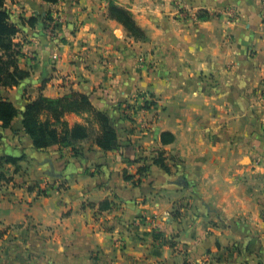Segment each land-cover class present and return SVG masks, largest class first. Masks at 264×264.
<instances>
[{"label":"crops","instance_id":"obj_1","mask_svg":"<svg viewBox=\"0 0 264 264\" xmlns=\"http://www.w3.org/2000/svg\"><path fill=\"white\" fill-rule=\"evenodd\" d=\"M117 4L146 41L106 0L5 2L29 76L0 96L23 111L86 95L120 148L37 150L21 116L0 128V159H18L2 168L0 264H264V0Z\"/></svg>","mask_w":264,"mask_h":264},{"label":"trees","instance_id":"obj_2","mask_svg":"<svg viewBox=\"0 0 264 264\" xmlns=\"http://www.w3.org/2000/svg\"><path fill=\"white\" fill-rule=\"evenodd\" d=\"M46 4H56L58 0H41ZM108 18L115 20L124 27L128 35L135 41L147 40L145 32L134 23L130 13L114 4L108 7ZM199 20H206L205 14L198 15ZM37 17L30 18L27 23L33 26ZM42 21L48 28L59 27V23L51 26L53 19L45 15ZM18 32L17 27L11 23L9 12L5 6V0H0V87L13 88L29 76V73L21 70L17 65V45L14 38ZM76 115L81 122L69 124L65 117ZM21 116V124L24 133L30 138L32 145L37 150H44L53 146L71 148L74 154L83 142L91 141L103 151L114 152L120 148L118 134L112 119L105 113L94 108L86 95L73 92L70 95L50 99L39 96L29 101L23 111H19L13 103L0 96V128L6 129L12 121ZM168 136V138H165ZM161 141L169 144L173 136L168 133L161 135ZM18 159L4 157L0 159V184L11 182L12 178L5 177L2 172L4 164H16ZM154 164L167 170L162 160L154 161ZM146 167L138 170L142 174ZM44 193V191H40Z\"/></svg>","mask_w":264,"mask_h":264},{"label":"rangeland","instance_id":"obj_3","mask_svg":"<svg viewBox=\"0 0 264 264\" xmlns=\"http://www.w3.org/2000/svg\"><path fill=\"white\" fill-rule=\"evenodd\" d=\"M107 2H108V5H107V13H108V7H109V5L110 4H114V5H116L117 7H120V8H123V7H121L120 5H118L117 4V0H106ZM5 2H6V0H5ZM123 9H125V8H123ZM125 10H127V9H125ZM128 11V10H127ZM180 11H182V13L185 15V13H186V8H185V6H183L182 8H180ZM129 13H130V15H131V17H132V19H133V21H134V16L132 15V13L130 12V11H128ZM178 14H180V13H178ZM134 23L136 24V22L134 21ZM65 119H66V117H65ZM67 120V119H66ZM67 122H68V120H67ZM69 123V122H68ZM7 183H9V182H5L4 184H7Z\"/></svg>","mask_w":264,"mask_h":264},{"label":"built area","instance_id":"obj_4","mask_svg":"<svg viewBox=\"0 0 264 264\" xmlns=\"http://www.w3.org/2000/svg\"><path fill=\"white\" fill-rule=\"evenodd\" d=\"M59 23V20L53 19V22L51 23V26L54 24ZM50 32H52L51 28L49 29Z\"/></svg>","mask_w":264,"mask_h":264}]
</instances>
